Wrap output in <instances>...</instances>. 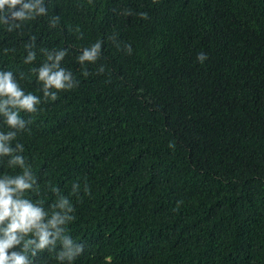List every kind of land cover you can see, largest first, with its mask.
<instances>
[{"label":"trees","instance_id":"1","mask_svg":"<svg viewBox=\"0 0 264 264\" xmlns=\"http://www.w3.org/2000/svg\"><path fill=\"white\" fill-rule=\"evenodd\" d=\"M44 5L12 31L0 23V71L40 97L12 145L37 181L27 198L49 210L54 186L75 209L72 264H264V0ZM44 49L66 50L78 81L54 101L30 71ZM7 159L0 176L20 173ZM35 261L61 264L47 250Z\"/></svg>","mask_w":264,"mask_h":264},{"label":"clouds","instance_id":"2","mask_svg":"<svg viewBox=\"0 0 264 264\" xmlns=\"http://www.w3.org/2000/svg\"><path fill=\"white\" fill-rule=\"evenodd\" d=\"M46 14L44 0H0V23L7 25L8 31L19 28L21 25L18 22ZM58 20L59 17H54L52 26ZM101 45L102 41H97L84 48L78 57L79 62H95L100 56ZM26 47L30 49L32 45ZM125 49L131 52L130 45H125ZM43 51L46 61L30 71L42 83L44 97L54 101L57 99L56 92L69 90L78 81H75L71 71L61 67L66 50ZM35 58V52L28 51L24 62L31 63ZM83 75L87 76L88 73L84 72ZM40 102L39 96L25 93L11 71H0V115L4 117V124L11 129L0 131V158H8V167L21 169L18 174L0 176V264H36L38 253L45 250L55 253V258L61 264H72L84 250L83 244L76 243L66 234V226L75 219V209L67 196L60 195V190L53 186L51 191L58 196V200L50 205L49 210H45L41 202H34L26 196L27 192L38 187L37 181L31 166L21 155L24 146L16 143L13 147L12 142L17 133L25 131L31 123L22 119L20 112L35 113ZM79 187L74 183L72 193L76 194ZM84 191L90 194L87 185ZM58 244L60 247L57 251Z\"/></svg>","mask_w":264,"mask_h":264}]
</instances>
